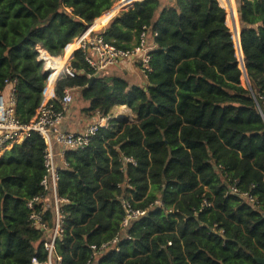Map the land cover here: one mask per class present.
Listing matches in <instances>:
<instances>
[{"label": "trees", "instance_id": "1", "mask_svg": "<svg viewBox=\"0 0 264 264\" xmlns=\"http://www.w3.org/2000/svg\"><path fill=\"white\" fill-rule=\"evenodd\" d=\"M117 1L0 0V93L13 82L19 122L31 119L52 68L63 63L47 53L63 55ZM235 4L250 89L241 84L219 0H135L98 31L121 49L148 31L143 85L91 69L80 48L68 61L74 76L51 73L47 93L58 75L50 99L56 110L64 112V90L76 88L86 120L108 117L85 146L63 151L59 264H264V0ZM120 105L132 120L110 116ZM44 148L30 130L0 155V264L46 259L44 232L32 226L27 206L42 192ZM126 204L144 214L122 226ZM43 218L52 225L50 211Z\"/></svg>", "mask_w": 264, "mask_h": 264}, {"label": "built area", "instance_id": "2", "mask_svg": "<svg viewBox=\"0 0 264 264\" xmlns=\"http://www.w3.org/2000/svg\"><path fill=\"white\" fill-rule=\"evenodd\" d=\"M135 0H131L129 3ZM225 1L226 0H222ZM128 3V4H129ZM127 5V4H125ZM100 27V26H99ZM98 27V28H99ZM148 31L143 29L137 39V43L131 49H121L104 41L102 36L95 28H87L78 37L75 43L77 48H80L83 54L85 63L93 70L106 71L109 67L117 64L119 61L133 59L139 65L141 72L144 75L145 70L149 69V44ZM243 63V61H242ZM67 76H74L76 70L68 64L61 66V71ZM49 80V77H48ZM47 80V83H48ZM12 83L13 82H9ZM8 84V83H7ZM13 87L8 99L4 98L0 93V155L11 148L14 144L20 142L22 138L28 134L30 130L36 131L44 141L43 151V167L44 173L40 180L42 192L32 197L28 202V208L32 209L30 220L32 226L39 228L44 232L43 249L46 251V259L41 261L37 257H32L30 264H59L60 257L54 251L55 238L60 236V209L66 199L57 194L58 181V166L55 155V148L58 147L63 156V151L66 149H74L85 146L89 138L97 128L103 125L107 116L98 117L93 120L83 131H63L59 127V123L63 117L62 110H56L50 99L53 92L47 93V84L44 90L43 98L39 106L36 108L31 119L23 124L14 115ZM72 101V96L69 89H65L60 102L66 104ZM260 114L262 115L261 111ZM64 163V161H63ZM231 192L245 198L250 203L258 207L255 198L248 192H240L235 187L230 188ZM40 205L41 211H35L33 207ZM50 211L52 214V225L43 218V213ZM264 213V211H262ZM144 214V210L131 209L128 204L125 206V215L122 219V226H127L129 222L138 216ZM117 241L114 237L109 242L100 245L99 249H106L113 246ZM95 249V246H92Z\"/></svg>", "mask_w": 264, "mask_h": 264}, {"label": "crops", "instance_id": "3", "mask_svg": "<svg viewBox=\"0 0 264 264\" xmlns=\"http://www.w3.org/2000/svg\"><path fill=\"white\" fill-rule=\"evenodd\" d=\"M130 1L131 0H125V3L122 4V5L128 4ZM233 3L235 4V1ZM117 4L118 3H116L114 6L112 5L108 10L104 11L97 19H95L90 25L91 28H96V27L100 26L97 29V31H100L102 28H104L106 26V24L108 23V21L111 19V17L114 14L117 13V10H116L118 8V7H116ZM109 11H111V13L108 16H106L103 21H101V17L103 16V14H107ZM148 41H149V44L151 45V48H152V46H153L152 38L149 37ZM40 49L41 48H39V51H40ZM75 49H77V44L75 43V40H74L71 44L68 45V47L66 48L65 53L63 55H61V56L53 57V56H50L45 50H43V49H41V50L46 52L47 55L50 58H52V59H56V58L63 59V63L62 64H60L59 62L55 63L54 67L52 68V72H54V71L60 70L59 67L62 66L64 63L68 64V61H69V59L71 57V54H72L73 50H75ZM42 56L43 55L40 54V57L45 61V66L47 67L48 61L45 59V57H42ZM135 69H137L139 71V75H140L141 80H142L138 85L145 84V81H146L145 80V76L141 72V70L138 67L136 61H134L133 59L119 61L117 64L109 67L106 70V74H108V75H118V76H120V77H122V78H124L126 80V77H128V73H133L134 74L135 73V71H134ZM51 73L49 75V78L51 76ZM59 73L60 72H58V75H59ZM58 75L52 81L53 83H52V86H51V92H53V84H54L56 78L58 77ZM128 82L130 84H135V83H132L130 81H128ZM12 87H13L12 83H8L6 85L5 89L1 92V94L3 95L4 98H6V99L9 98V96L11 94ZM79 103H80V108L87 104V102H85V101H80ZM113 108L114 109L115 108H126V109L129 110V112H131L130 109L128 107H126L125 105L114 106ZM77 110H78L77 107H73L72 110H68V109H66V107L64 108L63 117H62V119H61V121L59 123V127H60L61 130H63V131H83V130H85V128L93 120H96L98 118L97 115L93 116L91 118V120L87 123V122H85V119L81 115L79 116V113L77 112ZM55 151H56V155H55L56 162H57L58 166H62V164H63L62 153H61V151H59L58 147L55 148Z\"/></svg>", "mask_w": 264, "mask_h": 264}, {"label": "rangeland", "instance_id": "4", "mask_svg": "<svg viewBox=\"0 0 264 264\" xmlns=\"http://www.w3.org/2000/svg\"><path fill=\"white\" fill-rule=\"evenodd\" d=\"M120 0H118L117 2H115L113 4V6L118 3ZM223 6L225 7V10H226V22L229 26V29H230V32L232 34V38L235 39L236 35H235V28H234V19L232 18L230 12H229V9H230V6L231 4L229 3L228 0L225 1H222V0H219ZM235 0H233L234 2ZM235 6V19H236V26H237V30L239 32V29H240V25H239V21H238V15H237V11H236V4H234ZM229 8V9H228ZM119 7L116 9L117 12L119 11ZM234 20V21H233ZM95 29H98V27H96ZM236 55H237V59H238V62H239V66H240V69H241V77H240V81H241V84L245 87H247V78L245 77V74H244V68H243V64H242V58L240 57V54L238 53L237 49H236ZM61 71V68L59 70V72ZM135 73H128V77H126V80L132 82V83H135V84H139L142 80H141V77L139 75V71L137 69L134 70ZM52 72V71H51ZM54 85V84H53ZM69 92L72 96V101L68 104H66V109L68 110H72L73 107H77V112L79 113V116L81 115L84 119H85V122H89L91 119H87L85 118V115L84 113H82L80 111V98L78 96V90L76 88H71L69 89ZM82 106V105H81ZM96 116V115H95ZM110 116L112 117H115V118H126V120H132L134 118L133 114L131 112H129L128 109L126 108H113L111 109V112H110ZM97 117H102V116H97Z\"/></svg>", "mask_w": 264, "mask_h": 264}, {"label": "water", "instance_id": "5", "mask_svg": "<svg viewBox=\"0 0 264 264\" xmlns=\"http://www.w3.org/2000/svg\"><path fill=\"white\" fill-rule=\"evenodd\" d=\"M122 6H125V5H121L119 8H121ZM236 11H237V7H236ZM90 25H91V24H90ZM90 25H88L87 28H89ZM87 28H86V29H87ZM239 36H240V29H239V32L237 33V36L235 37V39H233L234 44H235V49H237V46H239V48L241 49V47H240V42H239ZM241 58H242V61H243V60H244V56H243V54H242V51H241ZM242 64H243V68H244V63H242ZM244 74H245V70H244ZM95 75H98V73H96ZM245 77H246V74H245ZM92 78H93V77H91V79H92ZM91 79H90V80H91ZM247 88L250 89V86H249V84H248V81H247ZM119 119H126V118H119ZM258 260L264 263V259H258Z\"/></svg>", "mask_w": 264, "mask_h": 264}, {"label": "bare ground", "instance_id": "6", "mask_svg": "<svg viewBox=\"0 0 264 264\" xmlns=\"http://www.w3.org/2000/svg\"><path fill=\"white\" fill-rule=\"evenodd\" d=\"M229 1V0H228ZM230 3V2H229ZM230 10H231V6H230ZM110 14V11L107 14H103V17L105 18L106 16H108ZM232 16V14H231Z\"/></svg>", "mask_w": 264, "mask_h": 264}]
</instances>
